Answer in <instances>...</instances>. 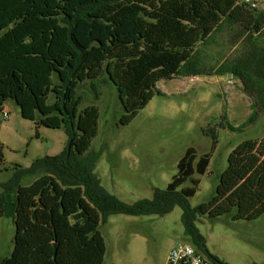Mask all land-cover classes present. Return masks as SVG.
I'll return each instance as SVG.
<instances>
[{"label": "trees", "instance_id": "1", "mask_svg": "<svg viewBox=\"0 0 264 264\" xmlns=\"http://www.w3.org/2000/svg\"><path fill=\"white\" fill-rule=\"evenodd\" d=\"M4 1L16 12L13 45L29 41V55L18 58H31L40 75L2 71L0 113L13 100L37 131L63 129L68 143L60 154L38 158L30 167L14 165L2 184L0 219H11L16 231L13 251L0 264H103L107 246L100 228L110 216H164L178 206L193 245L216 264H228L210 254L194 222L198 215L248 221L264 216V136L235 147L208 202L193 208L190 199L200 185L194 176L207 173L217 148V127L242 132L264 111V46L258 41L264 38V10L244 0ZM226 31L235 43L246 39V49L207 65L200 47L216 43ZM105 74L123 106L121 126L163 95L158 82L176 77L239 78L253 99V112L240 126L221 123L205 130L211 150L198 159L196 148H188L167 189L130 205L108 192L96 173L99 155L90 149L99 133V107L81 109V84ZM188 182L191 186L182 188Z\"/></svg>", "mask_w": 264, "mask_h": 264}, {"label": "rangeland", "instance_id": "2", "mask_svg": "<svg viewBox=\"0 0 264 264\" xmlns=\"http://www.w3.org/2000/svg\"><path fill=\"white\" fill-rule=\"evenodd\" d=\"M259 8L264 10V0ZM14 12L11 4L0 0V77L2 71L6 74L13 69L40 75L39 66L31 58H18L29 55L30 47L29 41L20 48L13 45ZM258 41L264 46V38ZM234 43L226 31L217 37L216 43L201 46L205 63L217 66L247 47L246 39ZM157 87L163 95H156L127 126L118 125L124 110L118 90L106 74L84 82L79 89L84 98L82 110L90 105L100 109L99 133L90 149V154L99 155L96 173L108 192L130 205L152 200L157 189H167L188 148H196L198 159L208 153L212 138L205 130L221 123L240 126L253 112V99L245 93L243 82L230 74L200 76L195 80L176 77L161 80ZM54 99L50 95L49 103ZM4 111L8 117L3 118L0 113V147L4 155L0 163V193L2 184L12 176L14 165L30 167L38 158L60 154L68 143L63 129L40 127L37 131L35 122L23 118L13 100L6 102ZM217 132L219 142L207 173L194 176L200 185L190 199L193 208L208 202L215 194L219 176L227 168L228 157L235 147L247 139L264 136V111L242 132L221 126ZM190 186L188 182L182 188ZM183 214L184 210L178 206L164 216H110L100 228L107 246L103 264H165L177 243L194 244ZM194 226L205 238L210 254L221 261L264 264V216L248 221L232 220L228 215L214 219L198 215ZM15 231L11 219H0V260L12 253Z\"/></svg>", "mask_w": 264, "mask_h": 264}, {"label": "built area", "instance_id": "3", "mask_svg": "<svg viewBox=\"0 0 264 264\" xmlns=\"http://www.w3.org/2000/svg\"><path fill=\"white\" fill-rule=\"evenodd\" d=\"M261 0H244L246 4L258 8ZM231 78H234L231 75ZM230 83L232 81L230 80ZM3 118L8 117V113L3 111ZM165 264H216L215 261L200 251L191 242L177 243L169 253Z\"/></svg>", "mask_w": 264, "mask_h": 264}, {"label": "crops", "instance_id": "4", "mask_svg": "<svg viewBox=\"0 0 264 264\" xmlns=\"http://www.w3.org/2000/svg\"><path fill=\"white\" fill-rule=\"evenodd\" d=\"M258 9L261 10V8H259L258 6ZM193 80L197 79V77H191ZM189 91V90H188ZM188 93V92H187Z\"/></svg>", "mask_w": 264, "mask_h": 264}]
</instances>
